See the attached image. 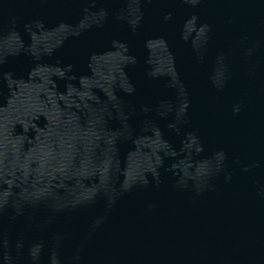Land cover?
I'll return each mask as SVG.
<instances>
[{"label":"water","instance_id":"1","mask_svg":"<svg viewBox=\"0 0 264 264\" xmlns=\"http://www.w3.org/2000/svg\"><path fill=\"white\" fill-rule=\"evenodd\" d=\"M0 264H264V0H0Z\"/></svg>","mask_w":264,"mask_h":264}]
</instances>
